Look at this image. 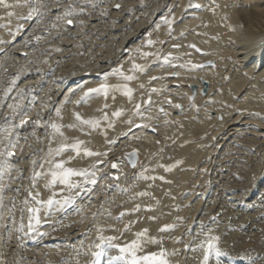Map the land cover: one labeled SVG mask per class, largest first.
I'll return each mask as SVG.
<instances>
[{
  "label": "bare ground",
  "instance_id": "bare-ground-1",
  "mask_svg": "<svg viewBox=\"0 0 264 264\" xmlns=\"http://www.w3.org/2000/svg\"><path fill=\"white\" fill-rule=\"evenodd\" d=\"M188 2L189 0H143L146 6H141V0H101L97 6L92 7L78 0V6L84 7L85 12L75 14L81 19L75 18V28L68 33H62L58 27L52 28L51 16L39 23L36 18V29L28 31L32 32L34 39L25 42L20 49L29 53L33 50V45H40L38 52L44 53L47 63L45 67L39 69L42 74L46 70L54 69L52 79L70 81L75 76L92 72L101 73L117 65H123L127 71L130 67L129 51L142 45L149 33L151 39L165 40L166 43L145 46L142 51L160 50L162 55L172 52L173 56L179 59L168 64L170 68L165 73L153 67L147 69L148 75L139 74L145 85H147L145 80L150 76L159 73L160 75L156 76L161 77L151 84L153 87L146 86L147 91L137 89L138 94L134 95L133 100L135 104H142L140 110L142 115L133 116L132 112L119 124L118 121H114L112 130L107 125H101L98 133L87 129V126L82 132L67 125L75 123L72 115L75 112H79L87 119L102 116L104 112L110 115L117 108H122L111 95L107 104H116L114 106L109 104L107 110L101 105L102 97L86 106L62 109L57 100L62 88L46 85V88H49L48 93H43L47 99L51 98L54 101L33 105V111L29 114L31 119L39 118L42 123L35 128L34 138L29 140L26 147L34 146L40 152L28 161L17 164L23 174L22 184L28 179V170L34 168L37 170L47 152L51 129L44 127L43 122L58 119L63 120L62 124L66 127L61 129L63 137L58 136L56 139V135L51 137L52 147H56L64 137H67L68 143L80 139L84 141L83 147L93 152L108 153L107 156L97 157L95 163L97 159L105 161L106 164L97 169L98 172L109 173V177L127 171L121 163L126 167L124 154L132 149L138 151L137 167L134 169L136 174L144 169L149 172L157 162L166 165L174 164L176 161L181 163H175V167L172 168L176 171L172 184L158 183L155 186L156 183L155 185L150 183L149 186L143 187L142 182L138 180L132 182L142 187V192L155 191L156 195L152 194L147 204L138 202L140 196L136 195L139 193L136 191L129 196L128 201H114L115 196H112L104 203L101 200L96 202V206L93 203L87 206L83 212L86 214L83 219L85 224L81 226L75 223L80 220V216H61V223L52 233L60 243L51 251L34 252L29 249L21 253L15 243L19 237L17 229L21 223L27 227L28 219L27 216H11L12 220L8 222L11 231L4 244L0 245V261L4 264H50L62 256H67L73 248L77 250L81 246L80 253L84 250L89 253V243L93 239L98 242L95 234L97 227L104 229L105 236L119 237L117 242L121 244L134 239V234L141 229H148V235L155 236L160 243L146 244L141 254L158 251L163 247L169 253L167 258L170 264L177 260L178 254L190 257L186 263L183 262L184 264H193L195 260H199L202 253L196 245L203 238L202 228L205 232L211 228L214 234L221 237L220 247L223 246L229 253L228 256H223L226 261L264 264V216H256L255 213L242 214L235 209H229L225 213L227 202L223 198V194L228 190L236 191L227 194L228 197L234 198L235 201L244 200L245 196L249 197L253 180L264 178V119L261 118L264 117V0H214V3L213 0H194L195 3L204 5L199 8V12L187 11L192 9H185L184 6ZM115 3H120L121 9L115 10L112 7ZM173 3L178 5L172 11L179 19L175 21L173 30L168 35L167 25L160 22V17L169 13V9L164 5ZM214 4L219 7L212 11L210 9L214 8ZM129 7L132 8V12L127 11ZM105 8L108 9L106 17L101 14ZM81 20L84 21L83 24L79 23ZM158 23L159 29L156 27ZM182 31L184 36H180ZM32 41H36L35 44ZM56 43V47L52 48ZM173 44H179L181 47L174 49ZM190 44H195L201 49L202 55L189 48ZM56 48L60 51H55ZM20 49L13 48L11 52L16 53ZM132 55L137 63H149L154 60L152 57L142 59L137 53ZM4 56L6 54L1 55L0 64ZM189 60L201 65L211 61L212 67L203 66L202 69L180 67ZM36 69L38 66L28 63L12 65L5 62L0 65V82L3 80L9 84L13 76L22 73L17 83L30 84L40 78V75L35 74ZM171 72H178L179 75L169 76L168 73ZM200 79L209 82L205 95L200 92L202 88ZM49 80L44 79L47 83ZM190 84L198 87L196 97L192 101L188 100ZM24 87L26 85L20 88ZM20 88H13L10 92L12 98ZM151 88H159L160 91L150 93ZM149 95L152 103L143 105V100ZM168 99L172 100V104L178 103L181 107L175 108L172 104L165 103ZM8 101L4 96V86L0 83L1 115L9 112ZM56 107L61 108L60 117L56 116ZM160 108L164 111L160 112ZM123 109L124 112L127 110L126 107ZM252 113H260L261 116ZM129 120L140 127H132L131 124L125 129L123 124ZM120 126L122 129H119ZM147 129L153 132L150 133ZM116 131H126L128 134L117 139L116 146L106 148L103 140H113ZM29 132L33 133V130H26V133ZM103 133H107V136ZM177 137L180 138L178 141ZM35 149H30L27 153ZM33 159L37 160L36 165L31 164ZM113 161L118 163V170L110 167ZM47 167L45 165V168ZM122 178L124 177L121 176ZM162 187L169 190L173 198L166 196L164 191L157 190ZM243 189L246 190L245 193L240 192ZM259 189L260 192H264V186ZM200 192L208 195L205 198L198 197ZM186 193L188 195L184 196ZM130 198L132 201H129ZM235 201L232 206L236 205ZM119 205L123 206L117 208ZM136 205H141L138 211H132V214L127 211L121 219L116 218L119 212L130 210ZM149 205L150 208L147 207ZM89 208L93 212H98L99 209V218L94 219L92 213L88 214ZM220 210L223 211V216H216V221H212L210 219L212 216L209 215ZM109 211L111 213L107 216L108 220L102 214H108ZM149 216H155L156 219L150 220ZM4 218L5 216H0V223ZM165 224H171L173 227L164 232L158 231ZM125 225L129 226L127 230H124ZM86 226L92 229H85ZM254 226L256 230L253 229ZM245 239L248 241L245 242ZM185 245L190 246L185 248ZM109 252L111 255L118 254L115 249H110ZM245 252L252 256V261L240 258L239 254ZM80 258H74V263L76 264Z\"/></svg>",
  "mask_w": 264,
  "mask_h": 264
},
{
  "label": "snow or ice",
  "instance_id": "snow-or-ice-1",
  "mask_svg": "<svg viewBox=\"0 0 264 264\" xmlns=\"http://www.w3.org/2000/svg\"><path fill=\"white\" fill-rule=\"evenodd\" d=\"M83 4L95 7L97 6L101 0H82ZM214 3V0H213ZM0 6H2L5 9H11V8H23L27 7L28 11L26 15H20L17 17L19 21H32L33 18H37V22L44 20L46 17L51 16L53 19V23L51 25L52 28L57 27H64V26H71L76 23L75 20V14L77 13H84L85 8L78 6V0H67L65 3L64 0H14V3H8L7 0H0ZM141 6H146L143 4V0H141ZM178 5L173 4H166L164 7H167L169 9V13L160 17V22L164 25H167L168 29V35L171 34L173 30V25L179 17H177L174 12L172 11L175 7ZM115 9L119 10L121 9L122 5L120 3H115L112 5ZM185 9L187 8H202L204 7L201 3H195L194 0H189V2L184 6ZM215 7H219L218 5L214 4V8L210 9L212 11L215 10ZM62 9V11H61ZM128 12H132V8L129 7L127 9ZM7 16L13 17L16 15L13 11H8ZM101 14L103 16L108 15V9L105 8L102 10ZM79 23L83 24L84 21L81 20ZM4 27H7V25H4ZM157 29L160 27V23L157 24ZM25 28L24 23H17L15 25L14 30L9 28V35L15 39L16 35L19 34L21 31H23ZM180 36H184V32L182 31L180 33ZM165 44V40H153L151 39V33H149L148 37L144 41V43L137 48L129 51V62L130 67L127 71L124 70L123 65H117L116 67L111 68L109 71H104L102 73H98L97 75L101 77V80L98 84H96L94 87H85V90L82 92V95L79 97V99L76 101V103H81L83 101H86L90 97H98L103 96L105 100L111 95L112 99H115V96L112 95L115 92H120L124 96H126L129 100L133 98V92L134 89L129 86V82L135 81L138 79L137 74H144L146 73L147 69L149 68V63H137L136 59L132 55V53L139 54L140 58L147 59L149 57H152L155 61H162L163 64H172L174 60L179 59L177 56H173L172 52H168L167 54L162 55L160 50H157L156 52H148V51H142L143 47L145 46H153L155 44ZM181 45L179 44H173L172 48L179 49ZM189 48L195 49L197 52H200L201 49L197 48L195 44L188 45ZM55 51H60L59 48L54 49ZM4 49H0V52H3ZM46 62V61H45ZM192 68H201L203 65L201 64H194L191 60L187 61L185 64L180 65V67H189ZM37 72H40V69H36ZM22 73H17L15 76L12 77L10 80L7 88L4 90V96H7L10 92L13 91L14 86H16L17 81L21 78ZM169 76H178V72H171L168 73ZM117 77L122 83L118 84H112L109 83L110 77ZM157 79H161V77L157 76H150L149 81H155ZM141 88L144 87L143 84L140 85ZM159 88H151L149 89L150 93H156L159 92ZM32 96V89L31 88H20L17 92L15 97L12 98V103L7 104V108L9 109V112L4 114L2 117H0V209L6 208V205L4 204V192L5 190L9 189L11 185L7 183L6 181L15 180L17 177L21 174V169L17 166V164L12 162V159L16 157V152L14 149L18 146V140L17 138L22 135L21 129H24L28 126L33 127V135H35V128L38 126H41V119H31L27 117L24 113V104L23 101L26 97ZM34 99V98H33ZM193 97H189V100H192ZM152 103L151 95L148 96L147 99L143 100V105H150ZM165 103L172 104V100L168 99L165 101ZM64 104V101H61V105ZM175 108H180V104H172ZM103 108H107L108 105L105 103ZM142 108L141 103H136L134 106V113L137 116L142 115V112L140 111ZM102 109H98V111H101ZM160 112H163L164 109L160 108ZM124 109L117 108L115 111L111 113V118L109 117L107 112H104L103 115L100 118L96 117H89L85 119L79 112L73 113V117L75 120V123L67 125L69 128L73 129H79L80 131H85V126H87V129L95 130L100 128L101 121L107 122V127L112 128L114 126V118H119L123 115ZM252 115L255 116H261L260 113H252ZM56 116H61V108L56 107ZM264 119V117H261ZM127 123L132 124V121L129 120ZM43 126L46 128L51 129V135L48 141V149L45 153L42 162L39 164V169L36 170L35 168L32 171V183L30 185V188L35 187L36 178L41 176H46L48 179L46 180L45 187L49 188L53 185L59 183L61 185H64L69 191L71 189L79 187H83L82 184L77 185V183H74L72 178L73 177H81L84 178V180L87 183L95 184L97 183L96 180V166L98 164H104L105 161L97 159L95 164L90 165L87 168H73L68 167L67 164L75 159L73 156H69L68 160L64 159H57L60 157L63 153H65L68 150H72L76 153L77 156H79L81 153L84 156L92 157L96 156L99 157L101 155L107 156L108 153H101V152H93L91 149L87 147H83L84 141L80 139H74L72 143H68L67 137H64V140L57 144L56 147H52V138L55 135H59L61 137L64 136V133L61 131L65 125L57 123L55 120L53 121H44ZM132 127H140V125L132 124ZM144 127H148V125H144ZM131 131V128L129 129V132ZM105 136H107V133H103ZM128 133H122V135H127ZM106 143H115V140H106ZM158 143V141H157ZM161 152L163 149L160 150ZM125 158L128 160V163L131 164L132 168L135 169L137 167V160L136 157L138 155L137 149H132L131 152L125 153ZM155 155V153H153ZM21 159L23 157H20ZM176 164L181 163V161H176ZM32 165L37 164V160L33 159L31 161ZM45 165L48 167L45 168ZM112 169L119 168V165L116 161H113L110 165ZM156 167L163 168L165 172H169L172 170L173 167H175V164L171 165H164L157 162ZM16 172V176H12V171ZM147 172V169H144V171L140 172L138 175L145 179V180H165L164 176H148L145 173ZM114 180H118L119 177L115 176L113 177ZM170 183V181H169ZM19 189H17L18 191ZM63 191V189H61ZM79 193H77L78 195ZM136 195L138 196H147L150 195L148 192H139ZM56 194L53 193L50 195L46 200L39 198V193H34L33 191L29 190L27 192V196L25 197L23 203L25 205V208L22 211H26L28 213L27 219V230L25 231V225L20 224L17 231H24L25 235L33 234V238L35 236H44L47 235V233H42L37 231V225L41 223V217L40 212L43 210L45 215L48 214V209L52 208L54 205H60L61 207L73 204L74 203V196H63L61 199L55 198ZM150 208L151 206H147ZM140 208L139 205H136L132 209H126L125 211H122L120 213V216H124L127 211H138ZM8 212L11 214L12 209H7ZM148 219L154 220L156 219L155 216H149ZM212 221H216L217 217L212 216L210 217ZM134 223V221L132 222ZM2 227V225H0ZM128 225L124 226V230L128 229ZM173 225L171 224H165L161 228L158 229L160 232H164L170 228H172ZM103 228L97 227V240H94L90 242L89 244V254L91 256V259L88 261V264H101V258L106 257L107 258V264H113V262H122V264H170L168 260L169 253L163 248L160 247L158 251H149L146 253H142L144 246L146 244H157L160 243V241L157 240L155 236H149L148 235V229L144 228L140 231L136 232L134 234V239H131L130 241H126L123 244L118 243L119 237L116 236H105L103 235ZM201 236L203 237L200 239L199 243L196 245V248L201 251L202 255L201 258L198 261V264H209V260L211 257H221V256H228L229 253L222 249L220 247V240L221 237L214 234V230L209 228L206 232L201 231ZM190 245H185V248L189 247ZM115 249L118 251L117 255H111L109 250ZM174 254V253H173ZM240 258L243 260L252 261V256L245 252L239 254ZM0 264H4L3 261H0Z\"/></svg>",
  "mask_w": 264,
  "mask_h": 264
},
{
  "label": "rangeland",
  "instance_id": "rangeland-1",
  "mask_svg": "<svg viewBox=\"0 0 264 264\" xmlns=\"http://www.w3.org/2000/svg\"><path fill=\"white\" fill-rule=\"evenodd\" d=\"M84 217H85V216H80V220H79V221H77V222H75V223H78V224H79V226H81L82 224H85V221L83 220V219H84ZM97 218H99V216H94V219H97ZM75 223H74V224H75ZM74 224H73V225H74ZM87 228H91V227H90V226H89V227H88V226H86V227H85V229H87ZM91 229H92V228H91ZM95 234H97V230H95ZM244 241H245V242H247V240H246V239H245Z\"/></svg>",
  "mask_w": 264,
  "mask_h": 264
}]
</instances>
